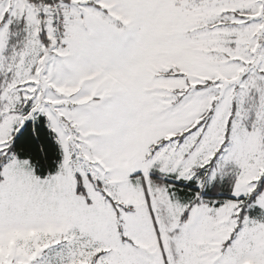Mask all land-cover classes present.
<instances>
[{
  "label": "snow or ice",
  "instance_id": "6c2138e0",
  "mask_svg": "<svg viewBox=\"0 0 264 264\" xmlns=\"http://www.w3.org/2000/svg\"><path fill=\"white\" fill-rule=\"evenodd\" d=\"M0 264H264V0H0Z\"/></svg>",
  "mask_w": 264,
  "mask_h": 264
}]
</instances>
